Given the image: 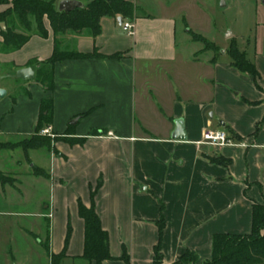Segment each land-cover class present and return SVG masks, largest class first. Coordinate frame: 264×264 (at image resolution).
Segmentation results:
<instances>
[{
	"label": "crops",
	"instance_id": "0c3cea01",
	"mask_svg": "<svg viewBox=\"0 0 264 264\" xmlns=\"http://www.w3.org/2000/svg\"><path fill=\"white\" fill-rule=\"evenodd\" d=\"M129 1L138 8L133 32L104 16L98 36L84 30L65 38L80 52L104 56L57 62L53 91L34 77L21 79L27 94L13 98L6 89L0 99V134L23 140L36 132L42 99L53 98V135L41 134L53 139L51 146L0 148L23 149L11 155L14 174L0 168L14 179L0 181L3 202L24 203L40 185L50 192L34 221L40 244L46 224L50 262L65 252L59 264H95L81 257L80 203L94 205L109 234L111 258L104 264H153L159 243L160 264H173L187 250L210 259L214 235L249 233L253 204L264 203V41L251 53L243 50L256 68L252 75L232 64L227 48L217 55L186 37L191 27L179 41L178 21H187L177 0ZM9 6L0 4V11ZM45 25L47 36L33 34L15 51L0 49V67H12L7 76L52 55L47 18ZM1 30L0 22V42ZM178 119L185 138L173 136ZM207 128L225 130L231 142H203Z\"/></svg>",
	"mask_w": 264,
	"mask_h": 264
},
{
	"label": "trees",
	"instance_id": "16d2710c",
	"mask_svg": "<svg viewBox=\"0 0 264 264\" xmlns=\"http://www.w3.org/2000/svg\"><path fill=\"white\" fill-rule=\"evenodd\" d=\"M10 3L4 11H0V22H4L6 29L1 33L3 41L0 49L15 51L20 49L33 34L48 35L45 18L50 22L54 34V50L52 55L43 60H31L30 64L36 71L35 79L47 90L55 88L53 71L57 62L66 59L86 57H101L98 50L83 53L72 48L65 40L69 33H81L84 30L96 37L101 33V19L110 16L123 19H134L137 6L129 0H88L83 7H78L70 12L60 11L57 0H0V4ZM193 38L205 44L204 49L218 50L217 45L199 33H193ZM232 64L243 72L256 75L254 64L247 58L246 53L238 48L236 43L227 50ZM119 54L110 57H119ZM53 121V98H44L40 104L37 129L35 134L17 143L1 142L0 148L22 146L24 149L51 146L52 138L41 135L45 126H50ZM58 137V136H55ZM224 162L223 159H214ZM38 174H45L44 170L37 167ZM2 183L13 182L0 170ZM80 215L85 221V248L82 258L95 264H104L111 258L109 234L102 226L101 218L94 205L86 206L80 203ZM160 237L164 222L159 223ZM213 252L210 259L201 260L197 253L187 250L173 264H264V203L255 202L252 209V229L246 234L217 233L213 237ZM65 252L51 255V264H59ZM160 243L155 247L153 264L162 261Z\"/></svg>",
	"mask_w": 264,
	"mask_h": 264
},
{
	"label": "rangeland",
	"instance_id": "374dc122",
	"mask_svg": "<svg viewBox=\"0 0 264 264\" xmlns=\"http://www.w3.org/2000/svg\"><path fill=\"white\" fill-rule=\"evenodd\" d=\"M177 1L188 23L184 20V26L182 19L178 21L177 38L181 42L184 41L188 27L195 32L189 28V35L186 37H192L193 33L203 35L217 45V55L221 54L223 48L228 50L232 43H236L240 50H247L251 53L256 42L264 41V0ZM196 45L202 44L196 42ZM10 70H12L11 65L0 67V87L8 89L9 95L13 98L27 94L23 80L7 76ZM22 137L13 132L0 134V140H10L11 143L21 141ZM22 151L21 148L14 151L0 150V168L6 174L12 175L17 171L11 155L18 157ZM44 151L45 149H41L36 153H45ZM36 153L35 157H39ZM38 164L44 166V159ZM49 194L48 188L40 185L29 194V198L24 203L13 201L8 204L0 199V264H18V262L51 264L46 252L48 244L45 235L46 224H44L45 227L42 226L43 231L40 232L42 233V244L36 238L39 235V225L36 223L37 228L34 225L37 219L36 214L40 212V202L41 200L50 201ZM32 231L35 232L33 235L30 233Z\"/></svg>",
	"mask_w": 264,
	"mask_h": 264
},
{
	"label": "water",
	"instance_id": "95a60500",
	"mask_svg": "<svg viewBox=\"0 0 264 264\" xmlns=\"http://www.w3.org/2000/svg\"><path fill=\"white\" fill-rule=\"evenodd\" d=\"M85 4L81 0H61L59 2L58 9L60 11L70 12L78 7H83ZM123 18L118 17L119 23H122ZM2 29H6V25L4 22H1ZM15 78L23 79V80H31L35 77V70L28 66V67H22L16 70L15 74L12 75ZM7 93V90L5 88H0V97H4ZM77 122V119H73L71 123L75 124ZM173 136L176 138H185V132H184V125L183 121L178 119L176 120V129L173 133Z\"/></svg>",
	"mask_w": 264,
	"mask_h": 264
},
{
	"label": "built area",
	"instance_id": "2783aa9c",
	"mask_svg": "<svg viewBox=\"0 0 264 264\" xmlns=\"http://www.w3.org/2000/svg\"><path fill=\"white\" fill-rule=\"evenodd\" d=\"M124 30L128 32H133L134 24L131 19H123L121 23ZM41 134L53 135L51 133V128L47 126L41 130ZM203 142L213 145V146H222L231 142L228 134L223 129H213L207 128L203 133Z\"/></svg>",
	"mask_w": 264,
	"mask_h": 264
}]
</instances>
